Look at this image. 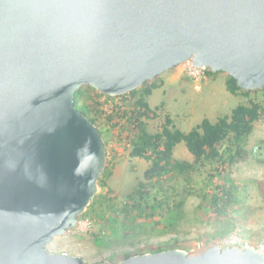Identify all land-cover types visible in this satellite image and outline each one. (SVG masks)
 <instances>
[{
	"label": "water",
	"instance_id": "95a60500",
	"mask_svg": "<svg viewBox=\"0 0 264 264\" xmlns=\"http://www.w3.org/2000/svg\"><path fill=\"white\" fill-rule=\"evenodd\" d=\"M187 61L263 89L264 0H0V264H111L47 249L79 225L107 162L75 94L122 96ZM119 264H264V253L214 244Z\"/></svg>",
	"mask_w": 264,
	"mask_h": 264
},
{
	"label": "rangeland",
	"instance_id": "374dc122",
	"mask_svg": "<svg viewBox=\"0 0 264 264\" xmlns=\"http://www.w3.org/2000/svg\"><path fill=\"white\" fill-rule=\"evenodd\" d=\"M188 62L157 76L158 82L164 84L147 96V101L152 108L162 104L163 107L158 111L156 118L148 120L149 131L160 130L165 115H170L176 128L188 132L204 119L217 122L221 117L231 114L240 104H249L251 99H264V92L260 90L250 95L231 93L227 89L228 74L225 72H214L207 68L208 72L204 78H192L184 70ZM95 96L104 97L96 93ZM82 102L87 107L93 103L91 98L85 97ZM121 123L123 120H120L116 127L112 126V123L102 124L101 127L108 142L105 169L108 166L110 174L105 177L104 184L98 183L96 196L106 194L112 197L111 200L108 199L114 203V208L107 211L103 220H98L94 215H82L81 222L89 221L90 225L84 229V226L79 224L66 234L56 237L47 245L48 251L80 256L87 263L108 261L111 264H119L122 261V251L153 253L154 249L151 247L161 246L167 250L173 247L195 254L214 244L222 243L229 233H217L222 229L220 223L208 215L205 207H200L201 188L206 187L209 170L213 168L210 165L197 172L194 181L189 184L188 187L194 190V194L187 196L180 209L182 215L174 229L166 232L163 230L166 220L160 217L159 212L156 215H138L135 211H129L125 218L119 215L117 223L120 233L114 234L111 226L106 228L112 224L108 219L116 214L117 208L120 209L128 201L127 194L132 192L140 181H145L144 172L151 164L146 159L129 155L131 137ZM245 149L246 159L236 162L228 173L219 175V178L224 181L222 178L228 175L237 185L238 200L236 205L228 210L226 219L235 223V229H239L243 238L258 243L264 241V119L255 122V128L247 140ZM174 157L187 161H193L195 158L185 142L177 144ZM184 184V181H178L176 184L178 198L184 195ZM171 205L173 206V202ZM102 231L107 235L103 234L104 242L98 244L96 238ZM108 236L113 238L111 245L105 244ZM113 254L117 256L114 257Z\"/></svg>",
	"mask_w": 264,
	"mask_h": 264
},
{
	"label": "trees",
	"instance_id": "16d2710c",
	"mask_svg": "<svg viewBox=\"0 0 264 264\" xmlns=\"http://www.w3.org/2000/svg\"><path fill=\"white\" fill-rule=\"evenodd\" d=\"M156 78L145 81L139 88L117 97L103 94L90 85L82 86L75 94V106L98 126L101 133L102 124L112 123V126L116 127L120 120H123L121 124H124L123 128L128 130V136L131 137L129 155L151 162L144 172L145 181H140L136 188L127 194L128 201L120 209L117 208L116 214L108 219L112 224L106 228L109 229L111 226L114 234L120 233L119 223H117L119 215L125 218V214L128 215L129 211H135L138 215L148 213L156 215L159 212L160 217L166 220L163 230L166 232L174 229L182 215L180 209L186 202L187 196L194 194V190L188 187L189 184L194 181L197 172L203 171L207 165H210L213 168L209 170L206 187L201 188L200 207H205L208 215L220 223L222 229L217 233L230 234L235 229V223L226 219L225 216L238 200L237 185L228 175L222 178L224 181L220 180L219 175L228 173L232 165L246 159L245 146L255 128V122L264 119V99H251L249 104H240L231 114L221 117L217 122L204 119L188 132L176 128L172 117L165 115L161 129L151 132L147 122L149 119L156 118L158 111L163 107L162 104L152 108L147 101V96L163 86V82H158ZM226 85L227 89L236 95L239 93L250 95L255 92L240 89L236 79L230 75L227 76ZM260 91L264 92V88ZM94 92L106 99L95 96ZM83 97L91 98L92 106L87 107L85 103H81ZM181 142H185L193 153L195 157L193 161L179 160L174 157V149ZM105 146L107 153L106 139ZM109 174L107 166L98 183L104 184L105 177ZM178 181L185 183L184 195H180V198L177 197L179 195L176 186ZM108 198L112 199L106 194L95 196L83 215L87 217L94 215L98 220H103L107 211L114 208V203ZM105 233L102 231L96 238L98 244L104 242L103 234ZM110 237H107L105 244H112L113 238ZM151 248L154 252L167 250L161 246ZM170 249L174 248L170 247ZM139 254L140 252L137 251H122V261ZM113 256L117 255L113 254Z\"/></svg>",
	"mask_w": 264,
	"mask_h": 264
},
{
	"label": "built area",
	"instance_id": "2783aa9c",
	"mask_svg": "<svg viewBox=\"0 0 264 264\" xmlns=\"http://www.w3.org/2000/svg\"><path fill=\"white\" fill-rule=\"evenodd\" d=\"M184 70H185V72L189 76H191L192 78H195V79H202V78H204L206 76L207 72H208V69L207 68H205V67L197 68V67L193 66L191 62H188L186 64V67H185ZM103 98L106 99V97H103ZM109 103L112 104V101L109 100ZM79 224H81L82 226H84V229H86L87 225H90V222L89 221H86V222L85 221H82V222L80 221ZM69 230H71V229H69ZM220 245H222V247H226V246H230V247H236V246L237 247H247V246H252V247L257 248L262 253H264V241H260L258 243H254V242H252L250 240H247V239L243 238L240 235V231H239L238 228L234 229L228 236H226L223 239L222 243H220Z\"/></svg>",
	"mask_w": 264,
	"mask_h": 264
},
{
	"label": "crops",
	"instance_id": "0c3cea01",
	"mask_svg": "<svg viewBox=\"0 0 264 264\" xmlns=\"http://www.w3.org/2000/svg\"><path fill=\"white\" fill-rule=\"evenodd\" d=\"M163 84H164V82H163Z\"/></svg>",
	"mask_w": 264,
	"mask_h": 264
}]
</instances>
